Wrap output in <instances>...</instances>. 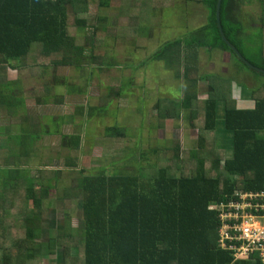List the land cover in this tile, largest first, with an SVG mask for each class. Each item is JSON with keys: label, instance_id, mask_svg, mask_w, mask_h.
I'll list each match as a JSON object with an SVG mask.
<instances>
[{"label": "trees", "instance_id": "1", "mask_svg": "<svg viewBox=\"0 0 264 264\" xmlns=\"http://www.w3.org/2000/svg\"><path fill=\"white\" fill-rule=\"evenodd\" d=\"M171 1L165 0L167 5ZM188 1L191 0H175L173 9L166 7L169 9L166 16L171 20L182 17L175 10L181 6L179 4H187ZM194 1L199 4L198 11L202 8L200 13L204 14L206 21L188 29L183 35L162 43L153 51L154 60L172 56L177 64L183 66L182 76L189 77V71L197 68L192 65L191 60L197 62L198 50L206 47L210 52L219 50V58H222V52L228 53L230 58L237 59L246 68L264 77L263 72L242 62L222 39L216 20L217 0ZM240 1L221 0L219 20L222 31L252 65L264 69L260 25L255 28L259 31L254 34L257 41L255 49L250 48V41H247L250 32L247 33L246 30L254 26L250 23L253 11L245 7L256 0ZM111 2L0 0V60L9 64L11 61L27 59L25 64L30 67H82L83 64L78 65L75 60L78 57L87 59L83 55L84 45L77 41L80 29H84L88 22L83 15L90 12L93 3L96 4L97 23L91 24V39H100L101 33H104L102 30L106 31L102 24L108 18L107 11L111 8ZM257 2L259 11L254 15L258 24H262L264 1ZM153 3V0H138V11H131L135 10L143 18L142 15L148 14L157 6ZM131 17L134 19V15ZM134 20L133 32H136L139 18ZM113 31H117V35H125L120 26L113 28ZM106 36L109 37L110 33ZM97 44L96 42L95 45ZM89 58L88 61L95 64L96 69H108L111 66H102V57L95 55L94 49ZM0 69L5 70L6 67L0 65ZM91 74L88 72L84 76V85L76 84L68 77L64 80L62 78L64 92L67 95L85 93ZM207 76L208 74L189 77L192 87L184 92L180 101L171 104L170 101L158 98L155 104L161 121L180 117V108L188 111L186 118L190 120L191 128L197 129V148L185 151L180 150L179 145L172 144L167 149L171 153L155 163L149 161L148 155L164 151L166 147H161L156 141L154 146L157 147L146 149L138 143V150L131 147V152L124 150V158L139 155L143 157L146 165L144 170H149L148 175L112 174L106 177L83 174L76 178L71 191L56 188L55 193L60 196L56 201L66 200L64 198L77 199L78 194H82L79 208L83 227L81 239L79 241L76 238L77 242L69 232L65 235L55 234L56 230H50L47 240L35 238L38 231L30 227L28 222L34 220V216H43L44 210L40 204L48 190L41 188L42 185L37 182L44 175L36 176L31 170L29 159L32 153L29 149L26 150L24 143L10 139V143L14 142L21 151H12L11 157L0 159V264H262L258 252L249 251L245 258L235 255L236 249L232 245L237 246L238 241L223 237L221 228L225 223L220 215L226 211L228 202L235 198L236 191L264 189V80L250 91L244 89L241 92L244 97L242 94L238 96L239 100L248 97L253 100V107L248 109L237 106L236 98L231 90L228 92L222 81L207 82L206 97L203 99L198 97L196 91L190 92L195 90L197 81H205ZM6 86L8 85H4ZM51 88L53 85L50 84L46 87L42 99L46 98L48 102L44 103L61 104L62 99H56L50 92ZM224 88L228 92L225 99L224 95L227 94ZM107 92L108 89L103 92V98L108 97ZM111 93L117 97L120 90H113ZM9 96L14 95L10 91L9 95L0 92V109L7 108L12 112L21 109L22 100ZM219 104L223 105V112L220 113ZM105 105L101 102L98 105L89 102L85 110L83 106H76L75 110L81 117L104 116V110L108 109ZM67 116L72 119L73 112H67L65 117ZM218 128L223 131L219 133L224 142L231 143L229 157L223 158L214 153L213 146H219ZM107 132L109 137H116L123 130L113 125L107 128ZM175 134L173 132L172 135H167V139H162L175 141ZM139 136L138 142L143 137L142 129ZM77 137L78 135L64 134L63 144L74 138L75 143H69L75 145ZM3 146L0 142V148L7 147ZM18 158L19 162L16 163ZM63 163H67L70 167L68 170L72 173L71 169L76 165L75 159L73 162ZM73 176L74 173L69 174L67 171L65 177L72 180ZM53 180L55 177L52 172L51 181ZM67 225V230H70L69 223ZM52 233L54 235L51 236ZM54 250L59 252L55 253Z\"/></svg>", "mask_w": 264, "mask_h": 264}, {"label": "rangeland", "instance_id": "2", "mask_svg": "<svg viewBox=\"0 0 264 264\" xmlns=\"http://www.w3.org/2000/svg\"><path fill=\"white\" fill-rule=\"evenodd\" d=\"M111 1V8L107 11L108 18L104 23L103 21L101 22L103 23L102 25L106 27V31L102 30L104 33H101L100 39L95 40L94 37L91 39L93 31L91 24L97 23L95 20L96 4L93 3L90 6V12L83 15V17L85 16L88 19V22L84 29H80L77 41L79 44L84 45L85 50L83 55L87 59L84 60L83 57H78L75 60L78 65L83 64L82 67L73 68L71 66L55 67L44 65L30 67L25 64V62L28 61L27 59L11 61L9 64L0 60V65L6 67L5 70L0 69V83L3 84L0 87V92H6L8 95L9 91L12 92L14 96H9L12 99H33L35 95L42 97L46 92V87H49L50 84V86L53 85V88L50 89L51 94H54L56 99H62L61 104L57 106L29 104L30 106L24 105L23 110H18L16 112H12L7 108H1V136L2 134L13 133L15 132V127L19 129V126H21L20 124H25V120L18 123L22 116H28L27 124H31L32 122L39 126V121L42 123L45 122L43 117L44 113L51 112V114L54 115V112L58 111L57 109H61V111L69 109V113L73 112V123L69 124L67 122V124L62 126L61 131L67 136H70V134L78 135V140L75 145L70 144L75 143L74 138H68L70 143L65 142L66 144H63L62 137L57 135H44L40 141L25 144L26 150L29 149L30 153H32L29 159L31 170L33 173H36V176L40 174L44 175L41 179H38L37 182H40L42 185L41 188L48 190L46 197L40 204L41 208L44 210L43 216L39 215L40 218L34 216V220H29L28 222L30 227L38 231V235L35 238L40 241L47 240L50 230H52L51 232L56 230V232H54L55 234L59 233L64 235L69 232L72 235V239L75 238L76 242V238L80 241L82 236V213L79 208L80 195H82L81 192L78 194L77 199L73 198L67 200L69 198H64L66 200L56 201V198L60 197L55 193L56 188H59L58 190H60V188L62 190L67 188L71 191L74 187L76 178L80 175L83 176V174H99L106 177L112 174L148 175L149 170L146 169L145 172V161L139 154V156L130 159L128 157L124 158V150L131 152L130 147L133 150H138V143L146 149L149 147H157L156 145L154 146V142L156 141L159 142L161 147H166L164 151L160 152L159 150L153 153V155H148L149 161L155 163L171 153V151H167V149L169 148L168 146L172 144L179 145L180 150L183 149L185 151L191 150V148H197V129L191 128L190 120L186 118V113L188 111L180 108V117L166 118L161 121L157 116L155 105L153 109L150 107V103L153 101L152 98L156 93L172 104L174 101H180L184 92L192 87L193 83L189 77H200V75L208 74L205 81H197L195 90H190V92L196 91L200 99L206 97L205 89H207V82H211V80L215 83L222 81L228 92L232 89L234 84L241 86L242 88L236 91V93L239 94H241L242 89L250 91L252 87L259 86L260 82L264 80L262 75L246 68L237 59L227 57V54L224 55V52L221 53L222 58H219L220 51L217 49L211 50L210 52L206 47L200 48L197 53V62L191 60L192 65L197 68L189 71V77L182 76L183 66L177 64L172 56H167V58L163 60H154L148 56L159 44L165 41L167 42L169 39L179 37L188 29L195 28L206 21L204 14L200 13L202 8H200L199 11L197 10L199 5L198 2L191 0L188 1L187 4H179L181 6L175 11L177 14L180 13L182 17L171 20L166 16L165 10H163L165 15H162L160 14L161 11L159 12L157 8L168 7L173 9L176 5L175 0H172L169 5H167L168 2H165V0H160V2L153 0L157 8L154 9L153 7L148 14L142 15L143 18L135 10L131 11V9H136L138 11V0ZM257 1L258 0L252 2L250 6L245 7V9L253 11V16H251L252 14L250 15V23L254 28L246 30L247 33L250 32V37H247V41H250L249 47H253V49L257 46L254 34L259 32L255 29L259 25L262 29V44L264 48V19L262 24H258L259 21L257 22L255 19L256 16L254 15L256 11H259V3ZM135 5H137V7H135ZM131 15H134V19L139 18V27L136 32H133L135 20ZM119 26L121 29H124L125 35H117V31H113V28ZM107 33H110L109 37L106 36ZM96 42L98 43L97 45H95ZM133 44H142L143 48L135 50L131 48ZM93 49L95 55L102 57V66L111 65L108 69H105V67L96 69L97 66L88 61L90 59L89 55L92 53ZM31 57L33 56L31 55ZM100 61L101 59L98 62L99 64ZM124 62L130 63L128 65H123ZM88 72L90 74L92 73L90 76L92 91L82 94L73 93L71 95H67V92H64L65 87L62 88L61 86L63 83L61 80L62 78L64 80L68 77L73 79L76 84L79 83L84 85V76L88 74ZM109 76L112 80H109ZM4 85H8L6 86L7 88L4 87ZM104 85L111 88L109 89L107 87V98L98 96L99 91L102 90V92H106L107 89H104ZM226 89L224 88V92L227 94L224 95V99L228 96ZM113 90H120V98L119 96L117 99L115 98L116 96L111 93ZM88 96H92L90 99L91 104L97 103L98 105L100 102L106 104L105 106H107L108 109L104 110L106 111L104 116L94 115V117L91 116L87 118L78 115V112L75 110L76 106H83L85 110L87 104L85 103V99H87ZM235 97L238 98V94L235 95ZM218 111L219 113L221 111L223 112L222 104H219ZM21 112L25 114L22 115L20 114ZM37 112L38 115L35 114ZM64 114H66L65 111ZM69 118L70 117L67 116V118H64V121H69ZM9 120L11 121L9 122ZM48 122L52 123V119L49 118ZM113 125L117 128L121 127L124 134L121 132L123 136L120 135L118 138H115L116 141H118L116 144H107L103 146V141L108 139V136L105 135V132H107L106 129ZM155 126L156 128L153 129L152 127ZM141 129H148V133L142 130L143 137H141L142 140L138 142ZM173 132L176 133L175 136H173L175 141H163L162 138L167 139V135H172ZM217 132L222 133L223 131L218 128ZM218 133L217 138L219 146L218 148L213 146L215 150L214 153L223 158L229 157L231 154L229 145L231 146V143H225L221 133H219L220 135ZM9 148L14 152L21 151L19 146L11 143L7 148L0 149V159L11 157L12 153H10ZM7 153H9V155H6ZM74 159L76 165L71 169L74 176L72 180H68V178L65 177L67 171L69 174L72 173L69 172L70 170H68V168L70 167L67 166V163L64 164L63 162H73ZM17 162H19V158L16 163ZM16 163L14 165H16ZM52 172L55 177L53 182L51 181ZM37 218L38 220H36ZM45 219L48 220L44 222ZM41 223H43V228H41ZM68 223L70 225V230H67L66 227ZM54 233H52L51 236L54 235ZM72 251L74 253L76 252L74 249H72ZM54 252L58 253L59 250H54Z\"/></svg>", "mask_w": 264, "mask_h": 264}, {"label": "built area", "instance_id": "3", "mask_svg": "<svg viewBox=\"0 0 264 264\" xmlns=\"http://www.w3.org/2000/svg\"><path fill=\"white\" fill-rule=\"evenodd\" d=\"M226 206V211L220 215L225 223L221 234L238 241L237 246L232 245L238 258H245L249 251H255L264 264V189L236 191L235 198Z\"/></svg>", "mask_w": 264, "mask_h": 264}, {"label": "crops", "instance_id": "4", "mask_svg": "<svg viewBox=\"0 0 264 264\" xmlns=\"http://www.w3.org/2000/svg\"><path fill=\"white\" fill-rule=\"evenodd\" d=\"M264 1V0H263ZM173 29H174V27H173ZM164 42V41H163ZM162 44V43H161ZM161 44H159L157 47H159ZM131 48H133V49H142L143 48V45L142 44H133L132 46H131ZM154 52L152 51L148 56L149 57H151V58H153V54ZM227 54V57H229L228 56V53H226ZM263 54H264V48H263ZM154 59V58H153ZM229 59V58H228ZM130 62H124V64L123 65H128ZM126 68H128V67H126ZM109 80H112V78L109 76ZM114 82V81H113ZM0 85H2V83H0ZM105 87H104V89H106V87H107V85H104ZM87 87H90V88H87V90H86V92L85 93H89L90 91H92V85H91V81L87 84ZM241 87L240 86H238V85H235L234 84V86L232 87V89H231V92H232V95H233V97L234 98H236L235 97V95H237L238 94V96L240 97V94L239 93H236V91L238 90L239 91V89H240ZM242 91H243V89H242ZM104 92V91H103ZM102 92V90L101 91H99V94H98V96L99 97H102L103 98V96H104V94L105 93H103ZM242 94V93H241ZM35 95V94H34ZM120 96H121V94L119 95V98H120ZM242 96H243V94H242ZM91 97L92 96H88V98L87 99H85L86 100V102L85 103H89L90 102V99H91ZM239 97L238 98H236V100H237V106H239V107H241V108H248V109H250V108H252L253 107V100L251 99V98H246V99H244V98H240V100H239ZM244 97V96H243ZM116 99L118 98V96L117 97H115ZM158 98H162V97H160L157 93L155 94V96L152 98V102L150 103V107L153 109V107H154V105L156 104V102L158 101ZM93 99V98H92ZM44 102H48L47 100H46V98L45 99H42V97H40V96H38V95H35L34 96V98L33 99H26V100H22V105H20V107H21V109H18V110H23L24 109V105H27V106H30L29 104H33V105H42V106H57L58 104L57 103H44ZM73 103V102H72ZM86 104V105H87ZM74 105V104H73ZM56 109H57V107H56ZM58 111H55L54 112V115H52L51 114V112H49V113H44L43 114V117H44V120H45V122L44 123H42V122H40L39 121V126H37V125H35L34 123H32L31 121H29V122H31V124H27L28 123V116H22V115H24L25 113L24 112H21L20 114H22L21 116V118H20V122H18V123H21L23 120H25L26 121V123L25 124H20L21 126H19V129H17L16 127H15V132H13V133H9V134H2V136H1V134H0V142H1V144H3L4 146L6 145L7 147L11 144L10 143V139H11V141H13V139L14 140H18V141H20L21 143H24V145L25 144H28V143H32V142H37V141H40L42 138H43V136L44 135H57V136H59V137H62L63 135H64V133L61 131V129H62V126L64 125V124H67V122L69 123V124H72L73 123V120L72 119H69V121L67 120V121H64V118H66L65 117V114H64V111H65V113L67 114V112L69 113V109H66V110H63V111H61V109H57ZM16 112V111H15ZM36 115H38V112L37 113H35ZM25 117V118H24ZM46 118V119H45ZM49 118H51L52 119V123H50V122H48V119ZM11 120H9V122H10ZM12 125H14V124H12ZM36 126H37V128H36ZM47 126V127H46ZM40 128H41V131H40ZM108 128V127H107ZM121 128V127H120ZM122 129V128H121ZM153 129H155V128H153ZM142 130H145L147 133H148V129H142ZM106 131H107V129H106ZM143 132V131H142ZM119 135H121V136H123V134H120V133H118ZM74 134H70V136H73ZM105 135L106 136H108V132H105ZM105 136V137H106ZM119 136H114V137H109L108 136V139L107 140H105V141H103V143H102V145L104 146V145H107V144H110V145H114V144H116V142H118V141H116V139L115 138H118ZM4 138V139H3ZM13 138V139H12ZM104 138V137H103ZM9 141V142H8ZM8 142V143H7ZM108 142V143H107ZM128 143V142H127ZM13 144L15 145V143L13 142ZM3 146V147H4ZM7 147H5V148H7ZM0 149H2V148H0ZM9 150H10V148H9ZM10 152H12V149L10 150ZM1 154V153H0ZM41 227L43 228V226L41 225Z\"/></svg>", "mask_w": 264, "mask_h": 264}, {"label": "water", "instance_id": "5", "mask_svg": "<svg viewBox=\"0 0 264 264\" xmlns=\"http://www.w3.org/2000/svg\"><path fill=\"white\" fill-rule=\"evenodd\" d=\"M220 5H221V0H217L216 3V20H217V25H218V29L220 32V35L222 37V39L225 41V43H227L228 47L235 53V55L242 61L244 62L246 65H248L250 68L257 70L259 72H263L264 73V69L259 68L255 65H252L241 53L240 51L231 43L229 42V40L226 38V36L224 35L221 25H220V20H219V16H220Z\"/></svg>", "mask_w": 264, "mask_h": 264}, {"label": "flooded vegetation", "instance_id": "6", "mask_svg": "<svg viewBox=\"0 0 264 264\" xmlns=\"http://www.w3.org/2000/svg\"><path fill=\"white\" fill-rule=\"evenodd\" d=\"M240 1V0H239ZM241 2V1H240ZM157 8V6H155V8L154 9H156ZM157 9H159V12L161 11V13L160 14H162V15H165V13L163 12V10H165L166 11V15L168 14V10L169 9H167V8H165V9H162L161 7L160 8H157ZM164 25V24H163ZM224 54H226V53H224Z\"/></svg>", "mask_w": 264, "mask_h": 264}]
</instances>
